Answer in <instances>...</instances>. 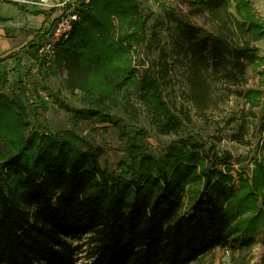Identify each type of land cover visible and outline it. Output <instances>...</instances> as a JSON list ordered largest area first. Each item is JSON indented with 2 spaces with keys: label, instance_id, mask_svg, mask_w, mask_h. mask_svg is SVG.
Returning a JSON list of instances; mask_svg holds the SVG:
<instances>
[{
  "label": "trees",
  "instance_id": "obj_1",
  "mask_svg": "<svg viewBox=\"0 0 264 264\" xmlns=\"http://www.w3.org/2000/svg\"><path fill=\"white\" fill-rule=\"evenodd\" d=\"M76 12L52 57L39 55L51 31L0 57L66 71L64 85L81 103L44 78L29 85L20 77L11 93L0 89V264H192L218 247L249 264L264 234V70L257 87H234L248 83L247 61L264 67L254 44L264 37L262 17L250 0H192L185 12L168 6L151 27L141 0H81ZM160 27L169 30V47L160 46ZM139 50L140 66L131 58ZM177 63L198 117L214 119L209 110L233 93L252 117L261 108L257 126L244 120L232 135L252 145L254 134L255 155L235 157L192 133L160 152L149 148L150 132L137 123L144 112L161 135H178L193 121L166 94ZM49 100L74 124L116 128L126 138L117 165L104 164L105 147L75 129H51L39 112ZM248 159L250 171L242 166ZM254 264H264V254Z\"/></svg>",
  "mask_w": 264,
  "mask_h": 264
},
{
  "label": "rangeland",
  "instance_id": "obj_2",
  "mask_svg": "<svg viewBox=\"0 0 264 264\" xmlns=\"http://www.w3.org/2000/svg\"><path fill=\"white\" fill-rule=\"evenodd\" d=\"M55 1V0H54ZM48 0V4L40 5L34 3H26L33 7L45 6L49 9H53L54 2ZM81 1V0H80ZM146 12L150 15L148 27H151L157 23V15L163 14L165 7H173L182 10L188 9V1L192 0H141ZM252 6L257 10V13L262 17L264 21V0H250ZM80 4V3H79ZM181 13V12H180ZM197 23H205L207 27H211L209 21L201 16H193L192 18ZM173 25V24H171ZM161 31V47H169L170 35L169 30L166 27H160ZM35 31H23L21 36L22 42H26L31 35H34ZM35 36V35H34ZM29 41V40H28ZM27 41V42H28ZM25 44V43H24ZM257 46V54L264 56V37L257 40L254 43ZM40 50V49H39ZM146 54L150 59H154L158 55V50L153 48L146 50ZM145 52V51H144ZM140 53V54H139ZM139 54V55H138ZM40 55V52H39ZM143 55H145L143 53ZM43 58V56L40 55ZM132 62L135 65L140 66V59H142V52L133 51L131 54ZM182 64H176V68L173 71L172 86L166 90V94L173 99H176L179 105L187 107L193 116V121L187 125L186 129H182L178 135H161L156 132V129L149 123V117L144 112L138 119V125L143 126L149 130V135L144 139V142L155 152H160L163 147L172 141L186 137L188 133H192L195 136L202 138L206 141L216 142L217 146L221 149H226L232 152L235 157L248 156L249 158L256 153V136L251 132L247 137L252 138V145H243L233 140L232 135L237 133L245 120L249 124L250 130L255 125H258L260 116L263 111L260 107H256L253 111L256 113L257 118L252 117V112L248 105L244 104V97L237 93H233L227 99L223 96L225 101H221L216 108L210 109L211 116L214 119H204L196 115L195 108L191 101L187 99V85L184 73L180 67ZM180 67V68H179ZM264 70V67L254 69L250 62L247 61V69L244 73V77L248 79V83L234 87L239 91H245L250 87H257L259 81V72ZM66 71L59 69L49 70L46 66H39L38 63L29 61L21 62H0V89L6 93H11L13 89L18 87V80L20 77L29 85L38 79L44 78L53 89H58L66 97V99L75 106H81L76 94L71 93L64 85V77ZM220 86V85H219ZM136 96V95H135ZM46 124L53 130L73 128L83 135L86 139L94 144H99L105 147L106 154L103 156V163L107 166L114 168L120 159L123 157L126 138L121 136L118 130L112 126L102 127L95 121H80L77 124L73 123L71 114L58 107L52 100L48 101V107L45 111L39 110ZM230 119H235L230 121ZM252 163L248 159L242 164L248 171L253 167ZM74 240V238H70ZM264 254V234L258 237L257 242L253 245L250 255L252 260L249 264H254L259 261ZM234 259V258H233ZM235 260V261H234ZM232 260L230 254L223 248H216L215 250L207 253L201 260L192 264H237L238 259ZM77 264H87V260L82 258Z\"/></svg>",
  "mask_w": 264,
  "mask_h": 264
},
{
  "label": "crops",
  "instance_id": "obj_3",
  "mask_svg": "<svg viewBox=\"0 0 264 264\" xmlns=\"http://www.w3.org/2000/svg\"><path fill=\"white\" fill-rule=\"evenodd\" d=\"M37 1L39 0H0V57L7 55L11 51L20 49L28 40H32L37 32L41 31V33H44L51 31L62 9L59 7L49 9L45 6L33 7L26 4H36L35 2ZM57 1L59 0H55L54 2ZM35 10H41L42 13L35 14L33 13ZM23 31L35 32L26 42L21 43L23 38L20 36ZM47 36L48 34L46 38ZM10 61L16 63L29 61L34 63L32 59H27L25 56H22L19 60L8 59L6 62Z\"/></svg>",
  "mask_w": 264,
  "mask_h": 264
},
{
  "label": "built area",
  "instance_id": "obj_4",
  "mask_svg": "<svg viewBox=\"0 0 264 264\" xmlns=\"http://www.w3.org/2000/svg\"><path fill=\"white\" fill-rule=\"evenodd\" d=\"M48 0H39L36 4L46 5ZM80 0H59L54 3L55 7L62 9L61 13L57 17L50 34L40 47V55L46 58L52 57L54 53V47L59 41L68 38L73 29V23L78 19L76 8L78 7Z\"/></svg>",
  "mask_w": 264,
  "mask_h": 264
}]
</instances>
